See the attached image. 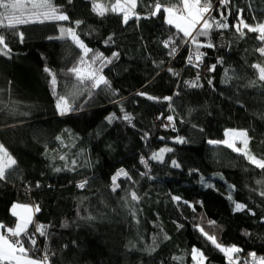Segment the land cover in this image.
<instances>
[{
	"label": "trees",
	"instance_id": "16d2710c",
	"mask_svg": "<svg viewBox=\"0 0 264 264\" xmlns=\"http://www.w3.org/2000/svg\"><path fill=\"white\" fill-rule=\"evenodd\" d=\"M53 2L69 21L0 29L11 49L8 56L0 55V144L17 161L0 181V222L14 226L13 204L39 205L29 232L43 224L48 235L38 233L35 247H25L36 257L47 249L51 264H195L193 247L207 257L205 264H228L196 225L223 246L242 249L235 254L241 261L252 252L264 256V170L224 144L208 143L224 140L226 130H246L249 149L264 157V81L253 67L264 66L257 51L264 42L246 29L241 37L234 27L241 10L247 23L264 22V0H230L223 7L212 0L210 16L220 19L223 12L229 27L213 26L207 36L197 37L204 45L201 64L188 63L196 46L165 22L163 11L151 15L154 0H138L140 19L127 24L122 14L97 15L92 0ZM77 20L83 22L79 27ZM60 26L75 28L93 52L119 53L100 73L111 87L92 89L84 81L87 90L64 115L44 68L56 75L57 95H68L70 85L81 84L69 69L86 65L79 64L82 50L70 38L49 39L59 35ZM169 37L175 44L165 47ZM172 47L177 51L169 55ZM193 81L199 86L191 87ZM166 96L172 100L165 101ZM125 113L131 123L122 118ZM112 114L117 118L109 123ZM177 137L186 142L178 143ZM162 148L172 151L162 161L152 159ZM130 158L136 164L123 169L131 179L119 178V188L112 191L110 168ZM133 191L138 202L131 200ZM232 201L246 208L234 211Z\"/></svg>",
	"mask_w": 264,
	"mask_h": 264
},
{
	"label": "snow or ice",
	"instance_id": "6c2138e0",
	"mask_svg": "<svg viewBox=\"0 0 264 264\" xmlns=\"http://www.w3.org/2000/svg\"><path fill=\"white\" fill-rule=\"evenodd\" d=\"M69 3L72 0H68ZM230 3V0H219L221 7L226 6ZM138 0H114V2L104 4L100 3L99 0H92V11L99 16H104L107 12L111 11L113 13L122 14L123 23L127 24L130 18L140 19L139 13L135 10L137 8ZM163 13L166 14L165 22L168 25H171L177 29L179 33H183L184 38H190L191 43L196 46L194 53L188 56V63L192 64L193 60L199 62L201 61L202 56L204 55L199 51L201 45L197 40L198 36H207L209 30L213 26L219 29H226L229 27L227 23V17L223 12L220 13V19L211 17L210 13L213 11L212 0H177L176 3L165 4L162 3V0H154L153 5L151 6V15L155 16ZM69 16L66 12L62 11L61 8L54 4L53 0H0V29H13L15 30L20 25H26L30 23H44V22H56V21H69ZM83 23L82 21H74L76 27ZM236 32L244 37L246 35L245 29L247 32L257 33V39L261 42H264V22L257 23L255 25L247 23L241 14L238 16V23L234 25ZM21 41H23V32L18 33ZM70 38L72 42L82 50V55L80 57L79 64L86 65L88 68L87 74L85 75L82 72V69L79 66H75L69 69L70 73L75 74L77 80L81 84L85 80L90 81V87L92 89L100 87L101 84L106 87H111L109 81L103 76L100 75L102 72V67L110 64L112 59L118 58L119 53L113 52L112 57H105L101 52H93L79 37L75 28L72 27H59V35L56 37H49V39H66ZM111 40V37L108 38ZM108 41H106L107 43ZM185 43L188 41L185 40ZM170 44L174 45L175 40L171 37L164 42L165 47H169ZM207 47H213L211 43L206 45ZM176 47H172L169 55H174L176 53ZM261 56H264V44L257 49ZM11 52L8 44L6 43V38L3 34H0V55L8 56ZM89 53H92L89 57ZM88 58V59H86ZM101 63L100 68H93L92 65H95L96 62ZM215 65H213L209 70L214 71ZM254 68L258 69L259 80L264 81V66L260 64L253 65ZM44 71L49 74L51 77V85L53 86V95L56 96V108L61 115L67 114L73 111L72 103L70 102V96L68 95H57L55 92V86L57 84V79L54 71L49 67H45ZM169 71H172L169 69ZM227 75V73H226ZM199 77L197 76V80ZM211 83V81L209 82ZM191 87H198L199 85L193 81L190 82ZM115 94V93H113ZM138 95L147 96L149 100H156L158 98L147 95L146 93H138ZM165 101H171V96H166L163 98ZM123 111V109H121ZM117 117L115 114L108 116L106 119L111 123ZM124 120L131 123L132 117L130 114L125 113L122 117ZM169 121L173 120L172 116H168ZM226 139L224 140H209L210 144H224L232 151L240 153L243 155L251 164L255 167L264 170V157H257L249 149L250 137L246 130H226L225 132ZM59 140L60 137H57ZM176 141L178 143H185L186 141L182 137H177ZM237 142L240 143V147H237ZM172 151L171 148H162L159 152H154L152 154V159L154 160H163V154L165 152ZM65 157L61 156L60 159L63 160ZM75 163V161H73ZM141 163L147 167V161L141 157ZM17 165L16 159L10 154L8 149L0 144V181H4L8 178V175L11 170ZM172 165L174 167H179L180 165L177 161L173 160ZM57 172L60 171L59 168L56 169ZM124 176L129 179L128 172L123 168L119 169L115 175L111 177L112 180V191H116L119 188L117 180L119 177ZM201 183H204V178L201 177ZM259 183V182H258ZM86 184L82 182L78 185L80 188H83ZM40 185L37 184V187ZM211 187V185H206ZM230 189L234 186H229ZM261 195L264 196V192H261ZM132 201H139L140 197L135 191L130 193ZM174 201L179 202L181 197L172 196ZM229 200H232L231 194L228 196ZM234 204V211H243L246 208V205L232 201ZM184 203H188L184 201ZM20 209L21 211H17ZM39 205H29V204H13L11 208V214L14 217H17V220L13 227H9L4 223L0 222V264H51L50 254L47 249L40 257L30 255L32 248L36 245L35 233H39L40 236H47L46 231L47 226L43 224L35 225V233L29 232V226L34 223L33 213L39 212ZM133 215L135 213L133 212ZM210 226H215V221L208 222ZM199 232L211 242L220 252L224 253L227 258L228 264H264V256H257L255 252L249 253L248 257L250 259L240 260L239 256L235 254L240 253L242 249L232 245L230 247H225L218 242L215 234H209L205 231L204 227L196 225ZM165 239H168L165 236ZM25 243H28L32 248L25 247ZM155 250L154 248L152 249ZM54 255V253H52ZM192 260L195 261V264H205L207 257L204 253L193 247L191 252ZM174 259H179L174 257Z\"/></svg>",
	"mask_w": 264,
	"mask_h": 264
},
{
	"label": "rangeland",
	"instance_id": "374dc122",
	"mask_svg": "<svg viewBox=\"0 0 264 264\" xmlns=\"http://www.w3.org/2000/svg\"><path fill=\"white\" fill-rule=\"evenodd\" d=\"M114 2V1H113ZM171 26V25H170ZM173 27V26H172ZM175 28V27H174ZM223 41V40H222ZM93 67V66H92ZM82 69V72L86 75L87 74V71H88V68L87 66H82L80 67ZM94 68V67H93ZM101 75V74H100ZM86 81V80H85ZM85 85V84H84ZM69 90V93L68 94H73L72 96H70V102L72 103V106L73 104L78 100V98L83 94V92L85 90H87L82 84H79V85H70V87L68 88ZM239 131V130H237ZM226 139V137H225ZM240 143L237 142V147H240ZM165 156V153L163 154V157ZM136 164V159L135 158H130L128 160H125L123 162H119L117 163L116 165L112 166L110 168V172L112 174H115L119 169L121 168H124V169H128L129 167H131L132 165ZM123 177V176H121ZM119 177V178H121ZM118 178V179H119ZM118 181V180H117ZM29 205H32V204H29ZM17 211H21L20 209H18ZM35 213H33V221H34V217H35ZM30 227V226H29Z\"/></svg>",
	"mask_w": 264,
	"mask_h": 264
},
{
	"label": "built area",
	"instance_id": "2783aa9c",
	"mask_svg": "<svg viewBox=\"0 0 264 264\" xmlns=\"http://www.w3.org/2000/svg\"><path fill=\"white\" fill-rule=\"evenodd\" d=\"M189 43L191 42V40L188 41ZM191 44V43H190ZM201 64V62H199ZM35 233V232H34ZM38 238V233H35V239Z\"/></svg>",
	"mask_w": 264,
	"mask_h": 264
},
{
	"label": "crops",
	"instance_id": "0c3cea01",
	"mask_svg": "<svg viewBox=\"0 0 264 264\" xmlns=\"http://www.w3.org/2000/svg\"><path fill=\"white\" fill-rule=\"evenodd\" d=\"M16 218V220H17V217H15Z\"/></svg>",
	"mask_w": 264,
	"mask_h": 264
}]
</instances>
